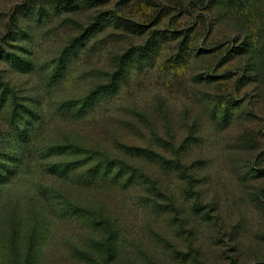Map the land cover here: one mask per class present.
I'll return each mask as SVG.
<instances>
[{"label": "rangeland", "instance_id": "1", "mask_svg": "<svg viewBox=\"0 0 264 264\" xmlns=\"http://www.w3.org/2000/svg\"><path fill=\"white\" fill-rule=\"evenodd\" d=\"M71 1L0 0V264H264V0Z\"/></svg>", "mask_w": 264, "mask_h": 264}, {"label": "trees", "instance_id": "2", "mask_svg": "<svg viewBox=\"0 0 264 264\" xmlns=\"http://www.w3.org/2000/svg\"><path fill=\"white\" fill-rule=\"evenodd\" d=\"M95 2V0H88V3H92ZM57 7H62L63 5H65L64 7H73L74 5H76V2L71 1V0H57ZM95 31H93L92 33H94ZM64 55H68L66 54V52L64 53ZM67 58V60H69L70 56L68 55L67 57L63 56L62 60H60V65H62L64 63V60ZM16 65L18 68H23L25 65L24 60H21L19 58L16 59L15 61ZM121 63L123 64V59H121ZM123 73V67L120 66V70L119 72H117L116 74H113V77L110 81L109 85H105V86H98V88L96 90H93L91 92L90 97H88L87 100L82 101V105L79 106L78 108H72L70 107L69 109H71L72 111H76L74 113H76L77 115H81L83 113H86L89 109V107L94 106L97 101L99 100V95H107L108 93H113L114 90L119 87L120 82L122 81V79L124 78V73ZM61 74H55V77H59ZM17 98V97H16ZM15 98V100L12 101L15 109V114L18 115L19 113L22 112H26L25 115H21L19 116L21 119L24 120V128L20 129L19 127H17V131H19V135L18 137V143L21 146H26L28 144V142L31 140V133L34 129V121L31 120V118H28V116L31 114V117H35L37 118V114H35V112L33 111H27L26 108L25 110H23L22 112L18 111L19 109V103L17 102V99ZM6 101V98L3 96H1L0 98V106H2V103H4ZM80 103V102H79ZM77 106V104L75 105V107ZM28 113V114H27ZM131 152L135 153L136 155H148L149 157V153L147 150L142 149V148H138V147H132L130 148ZM11 157V156H10ZM11 160H17L16 156H12V158H10ZM116 161L111 162V163H107V164H99L96 167H94L87 175H89V177L91 179H94L96 183L102 182V183H107L110 181H115L116 183L119 182L120 179H122V177L124 176V174H122V168L119 167H124L128 168L125 163L119 165V171L114 175L111 176V174L113 173V167L115 166ZM15 166H9V164L7 163H2L0 162V170L3 172L0 174V181L5 180V178H7V180H9L10 177H12L13 175L16 174V169H14ZM12 168V169H11ZM124 171V170H123ZM136 175V174H134ZM88 178V177H87ZM138 178V177H135ZM5 180V181H7ZM128 183H132L135 184L138 182L137 179H133V178H129ZM81 211V209H77L76 211ZM27 244L25 245V251H23L22 253L19 252H14L12 253V249L10 250L12 253L11 255V261L12 259H20V257L23 258V264H39V250H38V242L35 239V237H29L28 240L26 241ZM105 247V246H103ZM107 247V246H106ZM109 249L112 248V245L110 244V246H108Z\"/></svg>", "mask_w": 264, "mask_h": 264}]
</instances>
